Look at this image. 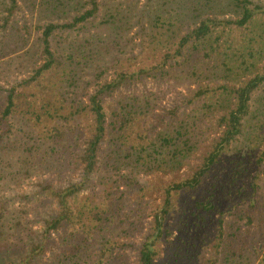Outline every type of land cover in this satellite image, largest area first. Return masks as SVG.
I'll return each instance as SVG.
<instances>
[{"label":"rangeland","instance_id":"rangeland-1","mask_svg":"<svg viewBox=\"0 0 264 264\" xmlns=\"http://www.w3.org/2000/svg\"><path fill=\"white\" fill-rule=\"evenodd\" d=\"M16 1L17 8L8 16V2L0 0V111L4 106L7 90L20 80L31 76L33 69L43 63L39 40L43 26L48 23L70 22L74 16L89 9V0ZM249 1L253 4L264 5V0ZM97 2L98 12L84 24V27L78 30L56 32L50 42L53 47L68 46V44L74 47L99 46L103 59L92 57L80 65L78 70L75 69L76 87L67 88L70 93L64 97L65 102L59 99L64 107L58 109V112H54L51 97L55 91L53 84L60 78V70L59 72L55 70L39 80V84L34 82L26 87L16 86L15 102L18 107L8 120L10 125L8 133H4L8 123H0V201L4 206L2 224L0 223V245L4 249L0 250V259L3 258L5 262L25 255L29 237H33L39 231L43 218L57 210L54 199L47 192L42 191V187L45 184L64 187L78 181L79 168H76L74 163L68 162L72 159L70 154L57 146L53 153L50 152L48 149L50 141L47 140V135L54 129L61 130L64 127L66 132H69V129L73 128L70 130L71 134L75 138L79 137L80 143L87 134L90 123L88 113L79 111L70 115L71 118L65 112L66 104L71 100L74 101L75 107H82L86 104L81 87H84V82L92 80L94 64L99 62L109 65L117 58L119 62L115 69L131 72L160 62L161 54L167 52L172 55L179 38L192 29L203 16V0H97ZM210 5L212 7L210 14L216 18L236 16L230 0H214ZM217 30L221 29L217 28L211 35L209 43L212 45L211 40ZM218 44L219 50L212 54L208 65H203V57L199 48L196 51L193 47L186 46L181 49L180 56L164 63L162 74L153 72L155 76L153 77L151 72L149 76L134 81L133 85L127 89L121 88L105 99L104 106L108 118H110V108L115 107L119 99L134 95L139 98L140 105L146 102L149 104L146 114L134 115L129 128L123 129L125 146L132 144L136 150H139L141 145L154 143L158 132L170 133L171 129L176 128L181 121L187 120V115L191 114L193 108L196 109V115L203 113V104H211L213 109L209 118L205 116V119L201 118L199 123L202 127H208V122H213L214 116L224 111L231 103L232 99L228 94L219 89L204 96L205 98L199 97L195 100V104L188 105L186 102L200 87L238 86L255 74L262 73L264 68V15H255L246 27L240 29L233 26L230 30L224 28L221 30ZM248 52H251V56H248ZM112 71L110 69L100 81L111 78ZM50 86L51 90H49ZM92 88L91 83L86 91L90 92ZM74 93L77 96H74ZM48 99H50L51 107L47 111L51 117L44 115L39 108V105ZM263 99L264 83L252 93L249 101L247 123L249 122L251 126V134L257 135L259 143L257 147L254 142L249 143V147L243 150L245 153L243 163H248L245 166L247 180L253 173L249 165L256 157L252 149L259 151L260 136L264 134L262 131L264 128L260 127L261 110H264ZM174 106H178V110L174 116H171L169 112ZM64 113L68 115L66 121L58 117ZM253 114L258 117L251 119ZM37 116L39 119L36 120ZM216 136V131L205 129L198 148L193 151L188 161L176 169L162 170L163 168L155 167L146 170L140 165L141 162H133V153V156L128 159L132 162V167L126 169L133 172V177L138 183H145L149 189H146L143 197L139 199L136 189L127 188L123 180L118 181L119 189L111 187L110 198L116 204L118 202L115 198L120 196V192H124L118 223L123 219L125 221L118 225L119 229L113 234L114 240L125 243L135 242L149 230L152 209L160 203L163 186L188 177L200 162L210 140ZM107 145L108 142L105 140L102 145L103 151ZM147 151L149 149L146 148L140 154L142 158L145 157ZM135 164L136 168L133 167ZM226 173V170L221 172L215 167L204 183L208 184L214 182V179L223 178L222 175ZM101 174L102 172L95 174L92 178L94 186L90 183V188L80 193L79 197L83 194L94 195L96 193ZM109 185L112 184L109 183ZM175 200L173 198L177 210L179 206ZM130 212H132L131 216ZM214 217L204 223L207 227L204 231L210 233L204 242V249L200 250L204 262L197 259L191 264H206L205 260L211 257L216 231ZM170 226L173 229L174 223H170ZM121 229L125 231H120ZM175 236L173 229L170 239L174 240ZM52 242V252L46 253L40 259L45 264L52 261L63 246L57 239ZM97 246L98 243H91L90 249H95ZM93 252L91 251V254ZM163 253L164 250L156 259L155 264L160 263ZM120 254H124L123 264H136L132 251L126 249ZM219 262L220 255H217L216 263Z\"/></svg>","mask_w":264,"mask_h":264},{"label":"trees","instance_id":"trees-1","mask_svg":"<svg viewBox=\"0 0 264 264\" xmlns=\"http://www.w3.org/2000/svg\"><path fill=\"white\" fill-rule=\"evenodd\" d=\"M213 1L203 0V16L192 29L179 38L172 55L167 52L161 54L160 62L131 72L116 70L115 67L119 62L117 58L109 65L99 62L94 64L92 80L84 82V87H81L86 104L75 107L74 101L71 100L66 104L65 112L69 116L79 111L88 113L90 123L87 134L80 143L79 137L75 138L71 134L70 130L73 128H70L69 132H66L64 127L61 130L54 129L47 135V140L50 141L48 146L50 152L53 153L57 146L70 154L72 159L68 162L74 163V166L79 168L78 181L64 187H53L50 184L42 187V191L47 192L54 199L57 210L43 218L39 231L33 237H29L25 255L7 262L1 258L0 264H45L40 259L46 253L52 252V241L56 239L63 245L62 249L52 261L46 264H123L124 254L120 253L121 251L124 253L126 249L134 253L136 264H155L163 250L159 264H191L197 259L204 262L200 250L204 249V242L210 235L206 230L204 231V228H207L204 223L210 221L214 215H216L214 217L216 219L215 242L212 245L211 257L205 260L206 264H264V134L260 136L259 151L252 149L256 157L249 165L253 173L248 180L245 178V166L248 163H243L244 148H248L249 143L254 142L256 147L259 143L257 135L251 134V126L247 121L251 95L264 83V68L261 74H255L238 86L198 88L188 98L186 104H195V100L199 97L205 98L204 96L219 89L228 94L232 99L231 103L224 111L214 116L213 122L207 120L208 127H202L199 123L201 118L203 120L205 116L209 118L213 110L212 105L203 104L204 112L200 115H196V109L193 108L191 114L187 115V120L181 121L176 128L171 129L170 133L158 132L154 143L141 145L139 150H136L132 144L125 146V134L122 131L129 128L134 115L146 114L149 104L146 102L140 105L139 98L134 95L119 99L115 107L110 108V118L104 106L105 99L121 88L127 89L133 85L134 81L149 76L151 72L163 71L164 63L180 56L181 49L186 46H191L196 51L199 48L203 65H208L212 54L219 50L218 41L221 30L224 28L230 30L231 26L237 29L246 27L255 15H264V5L253 4L249 0H230L236 16L216 18L210 14L212 13L210 3ZM7 2V12L10 16L17 8V1L7 0ZM88 3L89 9L74 16L70 22L48 23L43 26L39 38L43 63L33 69L31 76L20 80L7 90L4 106L0 111V123L7 124L18 107L15 102L16 86L26 87L34 82L39 84V80L55 70L56 72L60 70L61 75L53 84L55 91L51 97L54 112H58V109L64 107L61 101L65 102L64 97L70 93L67 88L76 87L74 75L79 66L92 57L103 59L99 46L74 47L72 44L51 46L50 41L56 32L81 29L96 15L99 8L97 0H89ZM217 28L221 30H217L216 35L213 36L212 45L209 41ZM248 56H251V52H248ZM126 59L129 60V58ZM110 69L113 70L111 78L100 81ZM153 77H155L154 73ZM91 83L93 88L88 92L86 89ZM41 87L44 88V86ZM51 89L50 86L49 90ZM74 96L77 94L74 93ZM49 107H51L50 99L39 105L43 114L51 117L47 111ZM177 110L178 106L172 107L169 115L174 116ZM65 113L58 116L62 121H66L68 117ZM261 115L262 121L259 126L263 129V109ZM257 117L253 114L251 119ZM37 119L39 116L36 117ZM9 127L8 123L4 133H8ZM205 129L216 131V138L210 140L200 162L188 177L163 186L160 203L152 209L149 230L135 242L125 243L114 240L113 234L119 229L118 225L125 221L123 219L118 223L124 192H120V196L115 198L118 202L116 204L110 198L111 187L119 189L118 181L123 180L127 188L136 189L139 199L143 197L145 190L149 189L145 183H138L133 177V172L126 169L132 167V162L128 159L134 153L133 162H141L140 165L146 170L155 167L163 168L162 170L176 169L188 161L193 151L198 148ZM105 140L108 145L103 151L102 145ZM146 148L149 151L142 158L140 154ZM133 167L136 168V164ZM215 167L221 172L226 170L227 173L222 175L223 178L214 179V182L205 184L204 181ZM99 172L102 174L96 190L92 189L96 193L83 194L79 197L80 193L90 188V183L94 186L92 178ZM109 183L112 185L110 186ZM173 198L179 206L177 210ZM3 211L4 206L0 201V223ZM131 214L132 212L129 213L130 216ZM170 223H174L173 229L176 233L174 240L170 239L173 231ZM91 243H98L97 248L90 249ZM1 249L4 247L0 245ZM91 251H94V254H91ZM170 252L171 256H169ZM217 255H220L219 263H216Z\"/></svg>","mask_w":264,"mask_h":264}]
</instances>
